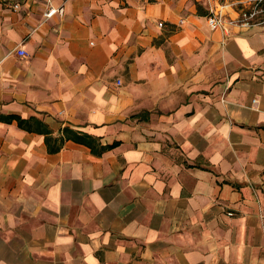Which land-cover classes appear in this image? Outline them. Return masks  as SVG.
Returning a JSON list of instances; mask_svg holds the SVG:
<instances>
[{
  "label": "crops",
  "instance_id": "1",
  "mask_svg": "<svg viewBox=\"0 0 264 264\" xmlns=\"http://www.w3.org/2000/svg\"><path fill=\"white\" fill-rule=\"evenodd\" d=\"M227 1L0 0V264H264V27Z\"/></svg>",
  "mask_w": 264,
  "mask_h": 264
},
{
  "label": "built area",
  "instance_id": "2",
  "mask_svg": "<svg viewBox=\"0 0 264 264\" xmlns=\"http://www.w3.org/2000/svg\"><path fill=\"white\" fill-rule=\"evenodd\" d=\"M59 11L50 7L45 15L51 17ZM207 20L212 30L221 31L226 35L264 27V0H229L212 8ZM160 26H163V23ZM17 54L27 57V52L22 46L17 49Z\"/></svg>",
  "mask_w": 264,
  "mask_h": 264
},
{
  "label": "trees",
  "instance_id": "3",
  "mask_svg": "<svg viewBox=\"0 0 264 264\" xmlns=\"http://www.w3.org/2000/svg\"><path fill=\"white\" fill-rule=\"evenodd\" d=\"M20 123L23 126H25L24 121L20 120ZM41 132L46 133V134H50V131L47 128H42ZM47 140L49 143V148L53 152H58L62 148L63 144L68 140H73L77 143H81V144L90 146L92 148H94V143L96 142V140L94 138H92L91 136L84 134V133L83 134L79 133L72 128H65L63 130L62 136L60 138L56 139L55 145H52V138L50 136L47 138ZM58 140L60 141L59 144L57 143Z\"/></svg>",
  "mask_w": 264,
  "mask_h": 264
},
{
  "label": "rangeland",
  "instance_id": "4",
  "mask_svg": "<svg viewBox=\"0 0 264 264\" xmlns=\"http://www.w3.org/2000/svg\"><path fill=\"white\" fill-rule=\"evenodd\" d=\"M220 1H224V0H220Z\"/></svg>",
  "mask_w": 264,
  "mask_h": 264
}]
</instances>
